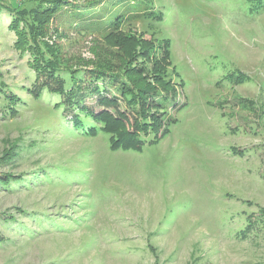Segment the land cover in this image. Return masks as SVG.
Segmentation results:
<instances>
[{"label":"rangeland","instance_id":"obj_1","mask_svg":"<svg viewBox=\"0 0 264 264\" xmlns=\"http://www.w3.org/2000/svg\"><path fill=\"white\" fill-rule=\"evenodd\" d=\"M2 2L54 4L36 20L41 43L61 49L66 65L166 66L172 85L159 89L172 100L158 110L168 133H150L137 150L114 148L102 126L74 130L59 95L36 96L30 38L19 45L13 18L0 13V264H264V5ZM87 6L99 9L93 22L104 14L129 35L121 47L133 46L130 59L107 47L113 26L87 28L74 16ZM85 102L94 114L108 110L98 96Z\"/></svg>","mask_w":264,"mask_h":264},{"label":"trees","instance_id":"obj_2","mask_svg":"<svg viewBox=\"0 0 264 264\" xmlns=\"http://www.w3.org/2000/svg\"><path fill=\"white\" fill-rule=\"evenodd\" d=\"M263 5L264 0H252L253 9ZM54 6V4H49L48 6L42 4L38 7L36 6L33 11H27L28 9L23 8L20 4H5L0 0V13L6 12L13 18L11 28L18 33V44H23V36L25 34L30 38L28 42L25 40L27 46L24 51L32 54L36 61L33 64L36 75L34 84L38 92L36 96L39 94L38 97L40 98L42 91H47L50 95H59L62 98L59 107L65 106L66 110L73 113L71 123L74 130L94 133L100 130L101 127L99 126H102L103 131L113 137L112 146L114 148L117 147L118 150H137L143 147L150 133H168L169 128L161 120L158 111L161 109L163 113L168 112L167 106L172 100L166 97V94L165 97L162 96L161 92L163 90L159 89L161 85H172V82L166 79V66L157 67L156 63H154L153 68L145 72L146 69H142L141 66L138 67L137 64H135L133 69H130L126 64L124 68L114 70L110 68L111 65H108L109 62L105 60L99 63L95 62V65H92L90 69L83 61H78L75 66L66 65L60 55L61 49L54 47L51 50L48 44L41 43L40 40V34H45L40 32V30L45 31L46 29L45 25L36 19L42 14L49 17L53 12ZM131 7L132 11L134 10L132 12L134 14L143 13V11L144 13L147 12V10H138L135 3L131 4ZM34 10L36 13H34ZM98 10L96 6H87L83 12L79 8L73 14L76 17L81 16L87 28L101 27L103 25H106L105 28L113 26L111 30L107 29V33L104 34L108 36L105 39L108 44L107 47H120V50L130 59L133 46L128 48L121 47L123 44L127 46V43L123 40L129 38V35L124 36L125 32L120 31V26L115 24L116 26L114 27V19L104 16V14L101 17V21L93 22L91 20L93 15L98 16V13L95 14L93 12ZM113 14L118 15L119 19L128 16L120 11L113 12ZM121 22L118 21V23ZM21 25H24V29H22ZM104 54L109 57L113 55L111 51H106ZM115 55L117 58H121L117 52ZM122 64H125V61ZM146 78H153L157 86L152 85L151 82L148 83ZM85 81L88 82L86 85H84ZM90 96H98V104L108 110L101 111L98 114L89 111L85 100ZM119 97L125 100L128 107L127 112L131 110V113H133L132 121L127 116V112L120 110L118 105ZM110 109H113L115 114L111 113Z\"/></svg>","mask_w":264,"mask_h":264}]
</instances>
